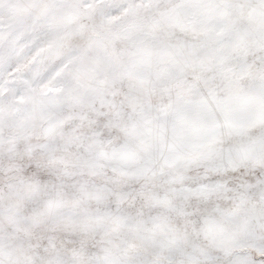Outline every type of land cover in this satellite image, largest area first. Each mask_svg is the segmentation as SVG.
Wrapping results in <instances>:
<instances>
[{"label": "snow or ice", "instance_id": "1", "mask_svg": "<svg viewBox=\"0 0 264 264\" xmlns=\"http://www.w3.org/2000/svg\"><path fill=\"white\" fill-rule=\"evenodd\" d=\"M0 264H264V0H0Z\"/></svg>", "mask_w": 264, "mask_h": 264}]
</instances>
